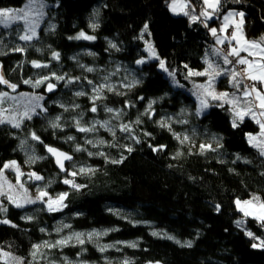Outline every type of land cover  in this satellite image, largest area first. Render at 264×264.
<instances>
[{
    "label": "trees",
    "instance_id": "16d2710c",
    "mask_svg": "<svg viewBox=\"0 0 264 264\" xmlns=\"http://www.w3.org/2000/svg\"><path fill=\"white\" fill-rule=\"evenodd\" d=\"M27 1L0 0V10ZM40 1L46 3V20L36 39L23 42L20 27H0V73L18 86L13 93L41 95L47 109L24 119L20 128L0 124V168L16 161L43 177L36 182L23 177L24 186L68 195L60 211H47L40 203L22 208L8 204L4 218L10 224H0V251L25 264H65V258L70 264H264V248L252 247L264 240V227L244 217L236 204L253 196L264 201V156L248 142L259 125L245 118L234 128L231 109L216 102L196 115L197 85L204 78L188 75L189 70H206L208 63L222 70L235 65L224 64V48L216 47L210 29L220 28L229 11L243 12L245 37L258 40L264 36V2L221 0L211 19L193 21L190 17L204 9L203 0H183L188 4L185 16L169 13L173 0ZM80 32L95 39H75ZM145 43L165 61L167 74ZM17 47L24 51H14ZM141 59L145 63L137 64ZM33 61L47 67L35 68ZM53 73L64 79L47 81L55 85L52 92L46 84L34 88L24 83ZM130 76L135 86L121 92L103 89L95 101L97 111H90L94 87L110 80L128 82ZM221 80V90L242 95ZM8 90L0 85V92ZM107 108L120 112L119 118ZM57 117L61 127L54 129L51 122ZM160 119L170 121L171 131L160 126ZM77 120L85 127L98 122L96 130L78 131ZM104 122L107 126L101 127ZM122 125L131 130L121 131ZM32 132L42 143L31 139ZM180 134L195 147L181 143L176 138ZM202 144L215 150L201 153ZM46 146L72 156L65 171L55 166ZM77 146L84 150L76 151ZM31 155L38 159L29 161ZM80 168L93 171L79 173ZM73 171L78 172L75 177L69 175ZM65 179L82 187L77 190ZM91 232L105 234L92 240L85 235L83 245L73 239L66 246L41 247L35 259L31 255L34 245Z\"/></svg>",
    "mask_w": 264,
    "mask_h": 264
},
{
    "label": "snow or ice",
    "instance_id": "6c2138e0",
    "mask_svg": "<svg viewBox=\"0 0 264 264\" xmlns=\"http://www.w3.org/2000/svg\"><path fill=\"white\" fill-rule=\"evenodd\" d=\"M236 2H239V0H236ZM221 0H203V5L204 9L200 12V16L204 17L205 19H211L212 14L216 13L219 11ZM172 10L176 11L177 4L174 0L173 4L171 5ZM181 9H184L188 7L187 3H181L179 5ZM194 11V9H193ZM29 15H30V10L29 9H20V10H13V9H2L0 10V24H3L5 27H9L11 23L17 22V21H23L25 25L29 24ZM184 15H189L188 12H184ZM239 17V20H234L233 18ZM193 21H196L198 19L197 16L192 15L190 17ZM230 21L232 22V26L234 30L231 32L229 36H224L221 38L220 36L217 35V30L215 28L210 29L212 35L214 37H217V44H224L227 42L228 44V50L227 52L223 55V62L225 65H228L230 63H235L237 65L243 66L240 70H236L235 68L231 71L230 73V80L231 83L233 84V87L237 89V91H240V81L241 80H248L251 81L252 83L250 85H244L243 91H242V96H237L235 93L229 94L227 92L223 93H216L214 90V81L216 77L219 75L224 74L223 70L214 67L211 63H208V67L205 71L203 72H193L189 70L188 75L189 76H207L208 81L206 84L202 85H197L198 88L202 89V92L200 95H198V99L200 100V108L198 109L196 115H200L201 112L208 107V100L207 97H211L212 100H222L226 103H228L232 109V114H233V120H232V126L238 127L239 123H243L245 117H249L253 119L260 128V132L257 135H248V142L249 144L256 148L261 156H264V36H261L258 40H249L245 37L244 35V13L243 12H229L225 17H224V26L223 28L220 29L221 32H225L227 28L229 27ZM98 25L93 23L92 27L96 28ZM205 27L207 25L205 24ZM148 25L145 24L144 26V31L147 32ZM30 31V34H29ZM143 35V33L141 34ZM33 36H35V31L34 29H29L25 31V34L20 35L19 39L22 41H30ZM75 39H86V40H94L95 37L86 35L84 32H80L78 36L74 37ZM233 41H235V45H233ZM113 48L116 47V45H111ZM150 53V56L159 60V66L161 69L164 71H168V69L165 67V61L161 60L159 56L156 54L155 49L151 46L149 43L148 49ZM14 51L17 52H23V48L17 47L14 49ZM246 52L248 57H253V59H248L246 57H242L241 53ZM219 55L220 53L217 52ZM229 57H233V60H229ZM53 58L54 59H59V53H53ZM137 64H143L145 61L143 59L138 60L136 62ZM33 67L35 68H40V67H47V65H42L39 62L33 61L32 62ZM187 67V66H185ZM87 71L91 72L93 71L92 68H87ZM170 75L173 76L174 78V73H169ZM239 78V79H238ZM50 79H56V80H63V76H56L54 73L52 74L51 77H42L40 79H37L35 82L31 80H25L24 83L28 84L32 87H39L41 84H46V90L48 92H52L55 89V85L52 83H47L48 80ZM69 83L74 82L73 80H69ZM89 84L92 83V81H88ZM257 84L261 85L260 88H257ZM0 85H5L7 88L11 89L13 92L16 91L17 85L10 83L7 79L4 78L3 74L0 73ZM135 86V83L128 84V85H123V87H133ZM107 87L109 91H114V89L109 86V85H100L98 87H94L93 91L96 93L95 96H93L92 102H93V107L90 109L91 112L95 113L97 111V108L95 106V101L97 99H101L102 97L100 96V92ZM26 95V94H24ZM76 95L78 96H83L85 95L84 92H77ZM12 99L15 100V97H11L8 92H0V124L8 123L11 124L12 127L14 128H20L21 127V121L23 119H28L31 120L34 115H39L40 112H46L47 109L41 104L40 102L44 99L43 96L41 95H33L29 97L28 100V105L25 106L24 111L20 114L19 118L16 116H10L9 118H5V113L10 112V109H5L2 107L3 103L8 100ZM141 99H143L141 97ZM155 103V101L149 103L148 109L146 110L145 114H149L152 110V104ZM243 105V106H242ZM223 106V105H221ZM61 107H65L64 105H61ZM79 107L78 105L73 106ZM39 110V112L37 111ZM65 110L67 108L65 107ZM107 112L113 113L114 118H119L120 112L112 109V108H107ZM60 117H57L55 121L51 122V127L52 128H60L61 125L59 123ZM182 123H187V121H181ZM96 123L94 122L91 127H85L83 126L79 120L76 121V127L77 130L80 132H94L96 130ZM108 122H104L103 124H100L101 127H106ZM136 123H140L139 120L136 121ZM160 126L161 127H168V130L171 131L170 124H168L166 121H160ZM121 131L124 132H129L130 126L129 125H122L121 126ZM114 135V133H113ZM175 136L176 134L173 133ZM30 137L34 141H40L39 136L36 135L35 132L30 133ZM178 140L181 138L179 136H176ZM69 140H72L73 137H68ZM190 138L185 135L183 139L181 140V143L184 141L189 140ZM138 142V141H137ZM23 143V142H22ZM87 143H93L91 140L87 141ZM103 143V141H101ZM47 151L53 155L56 158V163L60 167L61 171H65L64 168V163L63 161L65 160H71L72 156L68 155L67 153L60 152L59 150L52 148L50 146H46ZM163 146H161L162 148ZM201 153H203L206 150H215L212 148L211 144H202L200 145ZM80 146H77L76 151H82ZM129 152L132 151L131 148L127 149ZM160 149H154V151H157ZM91 155V153H89ZM100 155H103V153H100ZM179 155V153H177ZM36 159H38L35 155L29 156V161L34 162ZM113 163H119L122 161H112ZM7 169H13L16 172V178L17 181H20L21 176L23 173H21L19 165L16 163V161H10L8 163H5L2 168H0V181L3 183H0V196H5L7 201L10 204L15 205V207L20 208L23 207L24 205L19 202L18 199H16L12 195H7L4 192V185L7 184L9 192L12 191V185L8 183L7 178L5 177L4 173L5 170ZM88 171H93L92 169H85V168H80L78 170L79 173H86ZM77 171H73L69 173V175L75 177L78 174ZM29 178L32 179L34 178L35 180L39 181L42 180L43 177L40 175L36 174L35 172L29 173ZM65 184H69L71 187L75 189H79L82 187L81 185L75 184L74 181L65 179L63 181ZM20 187L23 188V183L20 184ZM25 192L27 190L25 189ZM67 193H63L60 196H58L55 200L51 199L50 197L47 199V201L44 200L45 197L48 196V193L43 190H38V196L36 200H40L41 202H46L48 205V208L50 211L52 210H59L61 207H64L66 205H63L64 199L67 197ZM36 200L32 199H26V203H35ZM238 209L244 214V216H252L254 219L258 220L261 222V226L264 227V201H261L259 197L253 196L252 199L247 200V201H236ZM55 206V207H54ZM217 210H219V206H217ZM0 212L6 213L7 208L4 207L2 204H0ZM26 219H31V217H26ZM238 225L242 223V221L237 222ZM0 224H10V221L7 219H0ZM12 227H16V225H12ZM67 227V226H65ZM43 231V229H42ZM59 231V230H58ZM105 233H98V232H91L87 234L83 233H75L74 236H69L65 239H60L55 241V243H48L45 242L43 245L37 244L33 246V252L31 253L33 259L36 258L37 254L40 252L41 247L45 248H56L59 246H66L70 243L71 240L75 239L77 243L83 245L85 243L84 236H87L88 240H92L93 238L99 237L100 235H103ZM156 235L155 233H153ZM251 239L254 240H259L258 237L254 236L252 232H247L246 233ZM169 239H172V237H169ZM179 243V241H177ZM130 247H135V244L129 245ZM187 246H191V243ZM253 248H264V240H260L259 244H253ZM101 251L106 250L105 248H101ZM10 261L12 264H24L23 259L19 257H11L9 253L0 251V264H10ZM65 264H70L69 261H67V258H65ZM127 264V262H125Z\"/></svg>",
    "mask_w": 264,
    "mask_h": 264
},
{
    "label": "rangeland",
    "instance_id": "374dc122",
    "mask_svg": "<svg viewBox=\"0 0 264 264\" xmlns=\"http://www.w3.org/2000/svg\"><path fill=\"white\" fill-rule=\"evenodd\" d=\"M173 2H174V0L173 1H171L169 4H168V10H169V13L171 14V15H173V16H185L184 15V12H188L187 11V7L186 8H184V9H181L180 7H179V5L181 4V3H186L185 1H183V0H175V2H176V4H177V8H176V11H173L172 10V7H171V5L173 4ZM44 5H46V3L45 2H43V1H40V0H29V1H27L22 7H19V8H12L13 10H20V9H29L30 10V15H29V24L28 25H25L24 24V22L23 21H17V22H13V23H11V25L9 26V27H5L3 24H0V27L1 28H4V29H8V28H10V27H13V26H17V27H20V29H21V35H23V34H25V31L26 30H29V29H34V31H35V36H33V38L30 40V41H32V40H34V39H36L37 38V35H38V32H39V30H40V28L42 27V25L44 24V22H45V20H46V8H45V6ZM230 12V11H229ZM228 12V13H229ZM231 12H235V11H231ZM227 13V14H228ZM226 14V15H227ZM225 15V16H226ZM224 16V17H225ZM234 20H239V17H235V18H233ZM223 26H224V18H223V20H222V24H221V26H220V28H216L215 27V29L217 30V35L218 36H220L221 38H223L224 36H229L230 34H231V32L234 30V28H233V26H232V22L230 21V23H229V27L227 28V30L225 31V32H221L220 31V29L221 28H223ZM231 28H233V30L232 31H230V29ZM29 34H30V31H29ZM210 34L212 35V33H211V31H210ZM213 36V35H212ZM213 38H214V41H215V43H216V46L217 47H219L220 49H225V46H224V44H217V42H216V40H217V37H214L213 36ZM23 42H25V41H23ZM27 42H29V41H27ZM146 44V49H148V43H145ZM233 45H235V41H233ZM228 50V49H227ZM227 50H225V51H227ZM147 52L149 53V51L147 50ZM242 53H244V55L242 54ZM241 53V56L242 57H246V58H248V59H253V57H248L247 56V53L246 52H242ZM222 58V61H223V57H221ZM214 67H217V68H219L218 67V65H215V64H213V63H211ZM228 66V65H227ZM207 67H208V65H207ZM231 68H233V66L231 67ZM159 69L160 70H162L163 71V73L164 74H167L166 73V71H164L163 69H161L160 68V66H159ZM207 69V68H206ZM220 69V68H219ZM222 70V69H221ZM205 71V70H204ZM231 71L232 70H230V68L228 69V68H226L225 70H223V72H224V74H222V75H219L218 77H216V79H215V81H214V90H215V92L216 93H223V92H225V91H223V90H221L220 89V87H218V85L219 84H221V79L222 78H225V77H227L229 80H230V73H231ZM203 72V71H202ZM196 77H203L204 79L201 81V84L200 85H202V84H206L207 83V81H208V77L207 76H196ZM128 78V82H121V81H118V82H115V83H113V82H111V80L110 81H108V82H106L104 85H109V86H111L113 89H114V91H116V92H121V91H125L126 89H128L129 87H123V85H128V84H131L132 82H133V78L134 77H127ZM130 78V79H129ZM231 81V80H230ZM251 82V81H250ZM252 83V82H251ZM5 86V85H4ZM257 86V88H260L261 87V85H259V84H257L256 85ZM243 87V86H242ZM107 87H105L104 89H106ZM9 89V88H8ZM4 92H8L9 93V95L11 96V97H15L16 99L15 100H12V99H8V100H6L4 103H3V105H2V107L3 108H5V109H10V112H6L4 115H5V118L7 119V118H9L10 116H16L17 118H19V116H20V114L24 111V108H25V106L26 105H28V100H29V97H31V96H33V95H30V94H26V95H24V94H17V93H13V91L11 90V89H9L8 91H4ZM12 92V93H11ZM197 92L199 93V95H200V93L202 92V89H200V88H198L197 87ZM207 100H208V106H209V103L210 102H216V103H218L219 105H226V106H228L230 109H231V107H230V105L228 104V103H226V102H224V101H222V100H212L211 99V97H207ZM197 101H198V103H199V107L197 106V108L199 109L200 108V100L197 98ZM243 106V105H242ZM208 108V107H207ZM207 108H205V109H207ZM204 109V110H205ZM231 111H232V109H231ZM245 118H247V117H245ZM24 120V119H23ZM22 120V121H23ZM166 121L168 124H170V121H168L167 119H160L159 120V122L160 121ZM21 121V122H22ZM254 121V120H253ZM5 124H8V123H5ZM9 125H11V124H9ZM171 127V126H170ZM260 132V131H259ZM177 136H179L181 139H180V141L183 139V137L185 136V134H183V135H177ZM185 145H187V146H190L191 148H193V147H195V142L192 140V141H189V140H187V141H184L183 142ZM8 163V162H7ZM17 163V162H16ZM18 164V163H17ZM19 165V164H18ZM19 168H20V171H21V173H23V175L21 176V178H20V181H17V178H16V172H15V170H13V169H7V170H5V173H4V175H5V177L7 178V181H8V183H10L13 187H12V191L11 192H9V189H8V186H7V184H5L4 185V192L7 194V195H12V196H14L16 199H18L19 200V202L20 203H22L24 206L23 207H25V206H28V205H33V204H37V203H40V204H43L44 205V207H45V209L47 210V211H50L49 210V208H48V205H47V203L46 202H41L40 200H36V198H37V196H38V190H34V189H29L27 186H24L23 185V188H21L20 187V184L22 183V178L23 177H26V179L28 180H31V181H37V180H35L34 178H32V179H30L29 178V173H32V171L31 170H28V169H26V168H24V167H22V166H20L19 165ZM71 173V172H70ZM0 183H3L2 181H0ZM25 189L27 190V192H25ZM61 195V194H60ZM60 195H50V194H48V196L47 197H45L44 198V200L45 201H47V199L50 197L51 199H53V200H55L58 196H60ZM26 199H32V200H36V202L35 203H26L25 202V200ZM65 200V199H64ZM241 202H243V201H241ZM0 204H2L4 207H8V204H10L8 201H7V199L5 198V196H0ZM63 204H64V201H63ZM10 205H12V206H14L15 207V205H13V204H10ZM55 207V206H54ZM20 208H22V207H20ZM238 208V207H237ZM62 209V207L59 209V210H52V211H60ZM243 214V213H242ZM244 215V214H243ZM4 216H5V213H3V212H0V219H5L4 218ZM244 217H246V216H244ZM248 218H253L252 216H247ZM254 219V218H253ZM44 248V247H43ZM11 257H15V256H12V255H10ZM22 259V258H21ZM24 261V260H23ZM10 264H12V262L10 261ZM25 264V263H24Z\"/></svg>",
    "mask_w": 264,
    "mask_h": 264
},
{
    "label": "crops",
    "instance_id": "0c3cea01",
    "mask_svg": "<svg viewBox=\"0 0 264 264\" xmlns=\"http://www.w3.org/2000/svg\"><path fill=\"white\" fill-rule=\"evenodd\" d=\"M262 2H264V0H262ZM198 19H205L204 17H202V16H200V14L198 15ZM233 30V28H231L230 29V31H232ZM225 49H224V53H226L227 51H225V50H227L228 49V44H227V42H225ZM217 47V46H216ZM231 57H229V59H230ZM237 64H235V65H233V68H231L230 66L229 67H227L228 69L230 68V70H233L234 68H235V66H236ZM225 79H226V81L228 82V83H231V81L227 78V77H225ZM239 79V78H238ZM249 83L251 84V82L249 81ZM241 85V84H240ZM241 88H240V93H242V91H243V88L244 87H242V86H240ZM226 92V91H225ZM227 93H229L230 95L231 94H233L232 92H227ZM237 96H242L241 94H239V93H235ZM247 118H249V117H247ZM251 119V118H250ZM253 120V119H252ZM256 149V148H255Z\"/></svg>",
    "mask_w": 264,
    "mask_h": 264
},
{
    "label": "water",
    "instance_id": "95a60500",
    "mask_svg": "<svg viewBox=\"0 0 264 264\" xmlns=\"http://www.w3.org/2000/svg\"><path fill=\"white\" fill-rule=\"evenodd\" d=\"M60 152H62V151H60ZM63 153H66V152H63ZM67 154H68V153H67ZM68 155H70V154H68ZM70 156H71V155H70ZM51 158H52V160H53L55 166L61 171L60 167H59V166L57 165V163H56V158H55L53 155H51ZM71 161H72V159H71V160H65V161H63V163H64V168H65L66 165L69 164Z\"/></svg>",
    "mask_w": 264,
    "mask_h": 264
},
{
    "label": "built area",
    "instance_id": "2783aa9c",
    "mask_svg": "<svg viewBox=\"0 0 264 264\" xmlns=\"http://www.w3.org/2000/svg\"><path fill=\"white\" fill-rule=\"evenodd\" d=\"M242 67H243V66H241V65H236V66H235V69H236V70H240ZM240 84H241V86H243V87H244V85H250V83H249L248 80H241V81H240Z\"/></svg>",
    "mask_w": 264,
    "mask_h": 264
}]
</instances>
